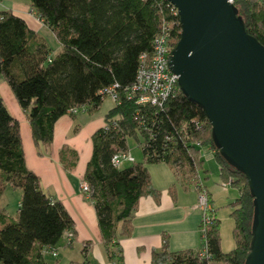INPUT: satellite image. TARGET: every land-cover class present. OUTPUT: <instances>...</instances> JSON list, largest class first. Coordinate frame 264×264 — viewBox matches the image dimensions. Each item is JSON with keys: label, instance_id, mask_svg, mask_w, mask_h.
<instances>
[{"label": "trees", "instance_id": "1", "mask_svg": "<svg viewBox=\"0 0 264 264\" xmlns=\"http://www.w3.org/2000/svg\"><path fill=\"white\" fill-rule=\"evenodd\" d=\"M35 14L53 32L60 50L51 47L24 19L11 10L0 11V79L12 90L29 121L33 143L42 154L53 145L55 125L74 110L94 111L115 87L119 101L105 114V125L92 134V156L83 182L96 209L108 259L123 264L119 237L132 233V215L140 198L161 193L151 183L149 164L164 162L186 189L205 190L201 177L202 150L217 159L220 179L239 191L231 203L235 248L221 246L220 220L213 210L203 240L207 257L199 251L171 252L165 245L153 251L152 264H245L253 235L254 198L247 178L233 168L214 145L212 126L197 104L179 88L163 107L137 105L124 93L136 81L140 56H151L162 25L172 26L173 46L180 39V17L168 0H29ZM248 33L264 46V0H233ZM141 136L142 162L115 167L112 157L128 150V138ZM78 153L60 151L65 170L76 167ZM208 171H205L207 173ZM21 189L18 212L0 207V264H46L44 250L53 251L67 232L75 235V221L63 203L46 194L41 178L27 165L20 124L0 96V199L6 188ZM210 196V194H209ZM1 201V200H0ZM72 242L68 243L71 245ZM86 247L82 262L89 264Z\"/></svg>", "mask_w": 264, "mask_h": 264}, {"label": "crops", "instance_id": "2", "mask_svg": "<svg viewBox=\"0 0 264 264\" xmlns=\"http://www.w3.org/2000/svg\"><path fill=\"white\" fill-rule=\"evenodd\" d=\"M3 10H11L20 18L22 17L29 28L38 33L47 43L49 42L46 36L56 38L44 21L32 10L29 0H0V11ZM57 47L58 52L61 48L59 42ZM1 80L4 82L0 83V87L8 92L15 112L12 114L5 102L6 107L20 124L26 165L40 176L43 191L63 203L75 221L76 232L71 245L68 244L67 234L64 235L54 248L57 255L49 250L42 252L44 262L46 264L82 262L84 260L82 250L86 247L89 264H118L108 259L98 226L96 209L82 191L84 173L93 153L91 137L105 125V114L102 118L90 117L92 111L85 112L89 116L78 117V114L75 117L70 114L62 116L54 128L52 147L48 153L42 154L40 150L43 151V149L36 147L33 143L25 113L21 110L8 84H5L7 82L2 78ZM21 123L26 124L24 128ZM63 148H69L78 153L77 165L72 171L65 170L60 162V151ZM204 157L214 158L213 152L209 149L202 150L203 160ZM134 160L136 161V158ZM129 165L132 163L122 167ZM147 168L151 175V183L161 196L158 202L152 196L140 198L138 209L132 215V233L129 237H119L123 250V264H152L153 251L163 250L165 241L167 249L171 252L186 250L197 252L203 248L201 246L204 240L200 225L202 214L197 208L198 192L194 188L186 189L175 175V170L164 162L149 164ZM207 178L205 173V179ZM209 194L216 213L215 198L211 191ZM238 197L239 195L232 200V203ZM1 208L9 213L4 206Z\"/></svg>", "mask_w": 264, "mask_h": 264}, {"label": "water", "instance_id": "3", "mask_svg": "<svg viewBox=\"0 0 264 264\" xmlns=\"http://www.w3.org/2000/svg\"><path fill=\"white\" fill-rule=\"evenodd\" d=\"M168 1L182 26L169 67L207 115L221 157L247 178L255 214L245 264H264V46L233 1Z\"/></svg>", "mask_w": 264, "mask_h": 264}, {"label": "built area", "instance_id": "4", "mask_svg": "<svg viewBox=\"0 0 264 264\" xmlns=\"http://www.w3.org/2000/svg\"><path fill=\"white\" fill-rule=\"evenodd\" d=\"M233 1V0H230ZM172 5V4H171ZM173 15L179 16L177 9L172 5ZM172 26L165 23L162 25V29L159 34L155 36L153 42V52L151 56L145 53L140 56V66L137 70L135 84L131 88L125 89L127 97L136 103L137 105L146 106L147 104L163 107L165 102L171 97H175L179 89V76L171 71L169 67V54L174 49L173 37H171ZM117 85L107 90V96H110L115 102L119 101V95L115 90ZM78 113V110H74ZM112 162L116 167H122L127 163H135L134 157L129 151L117 152L112 157ZM226 183V182H225ZM230 182L223 184L224 188H227ZM82 191L86 197H90V187L87 183L83 182ZM197 208L202 214L201 220V233L205 234L207 226L211 224L213 218V207L209 201V192L200 191L198 193ZM67 241L70 243L74 235L72 232H67ZM199 255L201 258L207 257V247L205 241ZM52 254L57 255L53 249Z\"/></svg>", "mask_w": 264, "mask_h": 264}, {"label": "rangeland", "instance_id": "5", "mask_svg": "<svg viewBox=\"0 0 264 264\" xmlns=\"http://www.w3.org/2000/svg\"><path fill=\"white\" fill-rule=\"evenodd\" d=\"M46 37L48 39V42L50 43L51 54L54 55L58 50L57 49L58 42L56 38L51 37L50 35ZM1 82L4 81L1 80L0 83ZM5 84L7 85V83ZM0 95L5 100L9 111H11V113L13 114L15 111H14V107L12 106V100H10L8 96V92L0 87ZM114 105H115V101L110 96H107L103 100L100 108L90 113V117L93 116L95 118L98 117L102 118L103 115L106 114L109 110H111ZM85 112L87 111L81 109L77 113L78 117H81V115L87 116L88 114ZM25 125L26 124L21 123L22 127ZM140 143H143V139L141 138V136H138V138L129 137L127 141L128 150H130L131 155L134 158H136L137 163L142 162V156H143V150L141 149ZM203 169L204 170L201 171V177L202 180H204L203 184L206 187V191L208 192L211 191L215 198L214 208L216 209L217 218L220 220V224H221L220 235H221L222 250L225 253H229L231 252V250H233L236 247L235 238L233 235L235 223L231 216V210H232L231 203L232 200H234L239 195V192L235 188L231 187V185H229L227 188L223 187V184H226L228 182L225 183L223 180L220 179V169L217 159L204 157ZM205 171H208L207 179H205ZM21 194H22L21 189L19 188L12 189L10 186H8L6 193H4L3 198L1 199L0 207L4 206L6 209H8L10 215L15 216V214L17 213V209L20 205ZM209 201L211 202V196H209ZM212 203L213 202H211V205L213 207Z\"/></svg>", "mask_w": 264, "mask_h": 264}]
</instances>
